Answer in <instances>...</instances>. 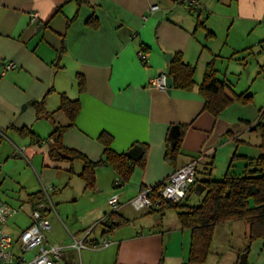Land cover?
I'll return each mask as SVG.
<instances>
[{
	"label": "crops",
	"instance_id": "1",
	"mask_svg": "<svg viewBox=\"0 0 264 264\" xmlns=\"http://www.w3.org/2000/svg\"><path fill=\"white\" fill-rule=\"evenodd\" d=\"M182 1L0 0V130L4 133L0 144L10 138L20 147L13 158L23 160L3 167L11 156L0 149V180L6 181L11 175L25 183L16 196L19 200L9 204L20 207L29 204L31 195L40 191L31 185L33 175L38 173L36 167L47 180L49 176L67 179L68 186L56 197L64 205L56 207L51 197L54 209L47 199L43 202L52 227L47 242L70 246L73 237L93 242L106 236L114 242L104 250H82L83 264H189L192 233L182 229L177 215L169 217V210H165L161 213L163 221L136 217L129 212L133 208L130 202L142 187L166 182L175 171L194 161L206 166L203 181L212 179L211 166L218 159L227 163L234 142L246 146L243 157L260 156V132L251 131L264 110L260 111V105L253 104L254 100L246 106L234 101L218 117L205 109L199 86L207 64L213 60L220 80L236 94H248V90L235 91L229 80L234 74L229 65L224 72L217 66L219 60L227 58L212 44L216 32L207 24L211 1L197 0L199 11L190 10ZM152 6L158 9L151 12ZM33 15L37 18L33 19ZM201 31L205 43L199 39ZM259 44L260 38H256L252 47L258 49ZM246 49L233 51L241 54ZM140 52L145 53V61L139 58ZM176 54L195 69L196 86L192 91L173 86L168 92L151 85V81L170 71ZM245 56L227 59L236 63L237 70L233 71L241 70V75L247 64ZM10 64L14 68L8 70ZM256 74L255 79L260 78V72ZM80 77L85 82L83 92L79 90ZM63 96L81 104L74 126L64 134L66 148L92 162L104 158L105 146L99 140L102 134L112 137L111 149L119 155H126L137 145L143 148L140 160L129 159L134 166L125 185L117 186L116 171L101 165L96 171L95 189L88 190L79 177L83 161L50 159V136L57 125L69 124L67 115L59 111ZM34 102H43L47 112L55 113L53 121L39 118ZM175 126L179 127L178 138L182 135L181 152L176 163L171 164L166 161V153L170 140L174 141L171 133ZM143 158V164H139ZM23 164L30 173L26 168L18 169ZM72 185L76 191H71L75 188ZM113 196L119 197V214L129 222L109 231L112 212L107 201ZM79 199L84 201V209L71 215L67 206ZM61 215L67 218V233L62 231ZM56 216L58 220L53 219ZM235 222L218 226H232ZM19 223L21 219L15 217L5 227L15 240L31 226V216L25 226ZM210 257L211 251L203 264H213Z\"/></svg>",
	"mask_w": 264,
	"mask_h": 264
},
{
	"label": "trees",
	"instance_id": "2",
	"mask_svg": "<svg viewBox=\"0 0 264 264\" xmlns=\"http://www.w3.org/2000/svg\"><path fill=\"white\" fill-rule=\"evenodd\" d=\"M78 2L82 3L84 0H78ZM182 3L184 2L182 1ZM189 9L199 11V9L192 7H189ZM208 35L210 36L211 33ZM170 75L176 89L192 91L196 86L194 80L195 69L184 63L180 54H176L171 61ZM78 85L80 92H83L85 90L83 78H79ZM199 92L205 98V109L214 117H218L234 101L244 106L251 104L253 101V95L236 94L229 84L220 80L215 67V60L207 64L202 84L199 86ZM32 105L36 108L39 118L44 116L53 121L55 113L47 112L44 109L43 102H34ZM80 110L81 104L78 100H70L63 96L59 111L67 115L69 124L66 126L57 125L50 136V140H52L49 148L50 159L53 162L83 161L84 169L79 177L85 182L88 190L95 189L96 171L101 165H109L116 171L120 180V184H117V186L125 185L129 181L134 165L125 154L119 155L111 149L112 137L109 135L102 134L99 138L105 146L104 158L99 162H92L81 153L64 146V134L74 126ZM251 131L261 132L262 149L264 151V110L261 111L258 121L251 127ZM26 133L23 132V134ZM181 142L182 135L176 141L170 140L166 153L167 162L176 163V159L181 152ZM237 158H242L247 162L244 175L239 176L229 170L223 180L208 179L199 181L197 177L190 193L196 192L199 183H202L205 187L202 201L198 205H190V195V198L187 197L178 204L164 202L159 211H153L162 213L165 210H174L182 229L191 231L192 243L189 264H203L206 262L210 255L216 227L226 222L245 221L249 225L250 238L264 240V153L258 158L235 155L233 162ZM143 161L144 158L139 164H143ZM164 184L165 182L151 188L142 187L141 191H149V196L155 199L159 189ZM44 200V193L38 192L31 195L29 203L38 208ZM46 212V208H43V217H46ZM110 217L112 222L107 225L109 231L129 222L121 217L119 212L112 213ZM67 264L75 263L69 261Z\"/></svg>",
	"mask_w": 264,
	"mask_h": 264
},
{
	"label": "rangeland",
	"instance_id": "3",
	"mask_svg": "<svg viewBox=\"0 0 264 264\" xmlns=\"http://www.w3.org/2000/svg\"><path fill=\"white\" fill-rule=\"evenodd\" d=\"M210 1V19H208L207 24L216 32V37L213 40L212 44L218 51H221L222 55L227 59L232 55L237 58H243L245 54V57L247 59L245 69H242L244 71L242 75L240 73L241 70L240 72L233 71L234 69L237 70V65L235 62H229L227 59L219 60L217 62V66L218 68H221L222 72H224L229 65L231 72L234 73L229 76V80H231L235 91L248 90V94L253 95V104L260 105L261 111L262 109H264V0ZM204 37L205 34L202 31L199 32V39L203 40L202 42L205 43ZM256 38H260L258 49L256 47H252V44L256 40ZM241 48L248 49H246L244 53L234 54V49L240 50ZM258 51H260V61L258 59ZM258 72H260V78L255 79V76H257L256 73ZM13 142L14 141H11V139L9 138V140H3L0 144V149L3 150V153L9 155V157L11 156L10 159H7V161L3 163V167H5V164L7 163L14 164L18 161H23L21 158H13L15 150L17 151V148L20 149V147H16ZM262 142L263 140L260 132V156L264 153L262 149ZM250 149L252 148L250 147ZM243 151H247L246 146L244 144L234 142L232 146V156L227 161V163L221 162V160L218 159L217 163L215 165L213 163V165L211 166L213 167L212 179L223 180L229 170L236 175H244L247 162L242 158H237L233 162L234 156H242L244 154ZM24 163L26 164L25 161ZM25 164L19 166L18 169H27L28 166H26ZM36 168L38 173L37 176L33 175V179H31V185L33 187L39 188V192L44 193V191H48L47 193H49L56 207H58L60 204L64 205L65 203L59 204L57 198L61 194V192L64 191L66 186H68L67 179L64 178V180H62L58 177L57 180L54 178V176H49L50 179L47 180L40 175V169L38 167ZM27 170L28 173H30V170ZM197 170L198 180L203 181L206 177V166L197 164ZM32 172L34 173L33 169ZM16 178L17 177H12L10 175L9 178H6V181L2 179L0 180V200L11 205L14 199L19 200L16 196L21 192V188L25 184L16 181ZM71 187L73 189L75 186L72 185ZM71 191H76V187ZM204 191L201 194H203ZM69 193L71 192L69 191ZM189 195H191L189 203L192 206L198 205L202 201V195H199L197 192H194L192 194L190 193ZM84 206V201H80L79 199V202H77L76 204L69 203L67 206V210L68 213H71V215H75V211H82L84 209ZM25 209V211H21L20 214L16 217L18 219H21L22 223L19 224L22 227L27 224L26 222L31 216L30 208L27 205ZM129 212L135 214L134 216L136 217L144 216L147 218L151 217L150 220H165V216L161 215V213L153 212L148 209L136 211L133 208H130ZM172 215L174 217L175 215H177V213L174 210L169 209L168 216L171 217ZM58 216L53 219L58 220ZM60 218L64 221V223H61V228L63 229L62 231L63 233H67L66 229L69 228L67 224V218L63 217L62 215ZM10 225H12V223ZM246 227L248 226L245 221H237L235 222V224H232V226L226 225L216 227L212 243L210 262L213 264H217V261L218 264H240L241 258L244 255H247L248 264H264V240L251 239L249 236V229ZM100 229L101 228L99 226L96 229V233H98ZM70 252L72 251H69L66 254L63 262L57 264H67L69 261H73L75 264H83L81 253L79 254L78 252L74 251V255H69ZM27 258H31L29 254H27Z\"/></svg>",
	"mask_w": 264,
	"mask_h": 264
},
{
	"label": "built area",
	"instance_id": "4",
	"mask_svg": "<svg viewBox=\"0 0 264 264\" xmlns=\"http://www.w3.org/2000/svg\"><path fill=\"white\" fill-rule=\"evenodd\" d=\"M185 4L194 9H201V5L197 0H183ZM158 9V6H152L151 12ZM37 15H33L36 19ZM142 61L146 60L144 52L139 53ZM14 68L10 64L7 69ZM167 76L163 75L151 81V85L161 90H167ZM0 136L4 137V133L0 130ZM197 161H194L179 170L175 171L165 184L159 189L157 197L152 199L149 191H140L138 195L130 202L131 206L136 210L148 209L150 211H159L162 203L168 202L178 204L184 201L189 193L192 185L197 179ZM116 184H120L117 179ZM48 191H44L46 199L52 205ZM31 209L32 224L25 229L17 240L7 233L6 225L21 211H24L26 205L14 207L0 201V264H57L63 261L69 251L81 252L82 250L99 251L111 247L114 242L110 236H106L99 241H87V239H77L73 237L70 246L60 244H49L47 242V234L52 227L49 220L43 217L42 209L45 204L36 208L31 203L27 204ZM108 206L112 213L120 211V201L118 196H113L108 201ZM88 235V234H87ZM27 254H31V258H27Z\"/></svg>",
	"mask_w": 264,
	"mask_h": 264
},
{
	"label": "water",
	"instance_id": "5",
	"mask_svg": "<svg viewBox=\"0 0 264 264\" xmlns=\"http://www.w3.org/2000/svg\"><path fill=\"white\" fill-rule=\"evenodd\" d=\"M170 58H171V55H169L166 58V60L169 62ZM166 76H167L166 84H167V87H168V92H170V90L173 87V80L170 77V71L169 70H167ZM178 136H179V127L175 126L172 129L171 137L175 141V140H177ZM143 152H144L143 148L141 146L137 145V146L133 147L128 153H126V156H127L128 159H131L133 161H138V160H140L142 158ZM204 190H205V187L203 185H201V184L197 185L196 192L198 194H201ZM246 257H247V255H244L242 257V260H241L240 264H247Z\"/></svg>",
	"mask_w": 264,
	"mask_h": 264
}]
</instances>
